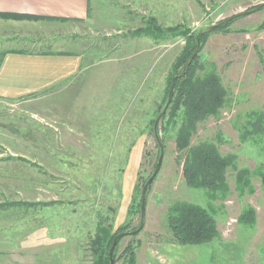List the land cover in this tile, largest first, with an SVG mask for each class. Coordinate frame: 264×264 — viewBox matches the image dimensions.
Wrapping results in <instances>:
<instances>
[{
  "label": "rangeland",
  "instance_id": "374dc122",
  "mask_svg": "<svg viewBox=\"0 0 264 264\" xmlns=\"http://www.w3.org/2000/svg\"><path fill=\"white\" fill-rule=\"evenodd\" d=\"M263 2L90 0L84 21L0 15V56L83 55L79 71L51 87L0 97V264L32 252L40 264H96L92 239L99 227L110 224L113 232L130 223L127 231L133 230L141 189L159 155L154 120L171 76L182 68L173 70L177 57L195 47L193 35L203 27ZM150 21L162 31L158 38L144 35ZM197 55L215 67L226 102L197 123L191 143L210 141L230 158L227 192L211 199L186 185L175 142L180 116L170 118L167 109L157 125L163 158L146 192L144 227L121 238L114 264H126L131 252L136 264H264V7L210 31ZM258 114L261 125L253 123ZM240 170L250 184L242 188ZM176 200L208 209L217 237L174 242L166 212ZM247 207L255 213L251 225L238 220ZM16 243L42 246L9 248Z\"/></svg>",
  "mask_w": 264,
  "mask_h": 264
},
{
  "label": "trees",
  "instance_id": "16d2710c",
  "mask_svg": "<svg viewBox=\"0 0 264 264\" xmlns=\"http://www.w3.org/2000/svg\"><path fill=\"white\" fill-rule=\"evenodd\" d=\"M230 17H232L231 22L217 28H225L240 18L241 14H234ZM145 27L146 29H142L144 30V35L151 36L154 39L158 38L160 34L162 35L161 29L154 21L148 22ZM168 31L171 32L170 27ZM209 32L201 36L200 43L203 42ZM193 39L196 43V34L193 35ZM192 48L194 49V47L187 45V48L177 57L173 70L179 68L180 64L183 67L193 51ZM3 55L0 56V60ZM205 65L208 67H205ZM181 70L171 76L168 86L171 84L172 77L179 74ZM165 97H167V94ZM225 102L226 90L215 67L200 63L196 54L187 66L185 74L177 78L174 94L167 108L172 112L170 118L176 119L180 116L175 142L176 148L181 151L180 153L183 158L182 170L186 185L205 189L207 196L211 199L217 198L219 194L227 192L225 172L231 164V160L229 157L222 155L214 143L204 140L192 144L191 138L196 130L197 123L209 116L216 115ZM258 116L259 114L253 123L261 125L262 120ZM161 141L163 143V139ZM243 172L244 170H240L237 175V185L239 188H242L244 184L250 185L248 180L244 182L240 180ZM257 172L259 171L257 170ZM261 176L264 180V173ZM130 208L129 212H131ZM137 209H139L140 216V201ZM238 220L246 225L253 224L255 221L254 210L250 207L245 208ZM166 223L172 240L180 245L205 244L218 235L216 220L209 210L197 203L186 200H176L168 207ZM129 224L123 223L113 232L110 231V224L98 228V232L92 239V254L95 257L96 264H109L108 251L112 241L118 233L127 231ZM138 225L139 223L133 229H136ZM139 232H135L132 235H136ZM121 238L117 240L116 246ZM125 261L126 264H136V258L132 252L131 254L129 253Z\"/></svg>",
  "mask_w": 264,
  "mask_h": 264
},
{
  "label": "crops",
  "instance_id": "0c3cea01",
  "mask_svg": "<svg viewBox=\"0 0 264 264\" xmlns=\"http://www.w3.org/2000/svg\"><path fill=\"white\" fill-rule=\"evenodd\" d=\"M89 11L90 0H0V14L26 16L23 18L53 19L61 22L84 21ZM82 58V54L58 51L6 53L0 60V97L17 98L51 87L60 79L79 71ZM8 246L13 250H39L42 245L16 243ZM21 255L26 256L25 253H19L16 258L5 261V264H40L41 255L36 252L29 253L32 258L28 259L21 258ZM153 262L160 264L157 260Z\"/></svg>",
  "mask_w": 264,
  "mask_h": 264
},
{
  "label": "water",
  "instance_id": "95a60500",
  "mask_svg": "<svg viewBox=\"0 0 264 264\" xmlns=\"http://www.w3.org/2000/svg\"><path fill=\"white\" fill-rule=\"evenodd\" d=\"M262 7H264V2L261 3L260 5L255 6L252 9L245 10V11L241 12L240 14H241V16H244L246 14H249V13L253 12V11L259 10ZM231 21H232V17H228V18L223 19V20H221V21H219L217 23H214V24H211V25L203 27L196 35L195 47H194L191 55L188 57L187 61L183 65L181 72L179 74L175 75L174 77H172V81H171V84H170V87H169V90H168V93H167V97H166V101L164 103V106H163L162 110L158 113V115L156 116V118L154 120V124H153L154 136H155V139H156V141L158 143V146H159V155H158V158H157V161H156V164H155V167L153 169L152 174L147 179V181L144 183V185H143V187L141 189L139 225H138V227L136 229L120 232L114 237V239L112 241V244H111V246L109 248V251H108L109 264H114L113 251H114V248L116 246L117 240L119 238H121V237L132 235L135 232L140 231L144 227V224H145V208H146V192H147L150 184L152 183L155 175L158 173V171L160 169V166H161L162 158H163V143H162V141H161V139H160V137L158 135L157 125H158L159 120L165 115L166 110H167L169 104L171 103V100H172V97H173V93H174L175 82H176L177 78L182 77L185 74V70H186L187 66L191 63L192 59L198 53L201 36L203 34L209 32V31H212L213 29H215L217 27H220L222 25L228 24Z\"/></svg>",
  "mask_w": 264,
  "mask_h": 264
}]
</instances>
